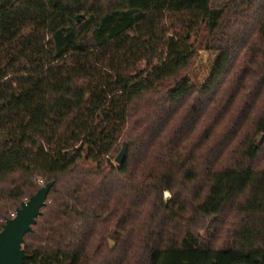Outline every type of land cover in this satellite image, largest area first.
Segmentation results:
<instances>
[{
  "label": "trees",
  "instance_id": "trees-1",
  "mask_svg": "<svg viewBox=\"0 0 264 264\" xmlns=\"http://www.w3.org/2000/svg\"><path fill=\"white\" fill-rule=\"evenodd\" d=\"M38 181L24 264H264V0H0V231Z\"/></svg>",
  "mask_w": 264,
  "mask_h": 264
},
{
  "label": "water",
  "instance_id": "water-1",
  "mask_svg": "<svg viewBox=\"0 0 264 264\" xmlns=\"http://www.w3.org/2000/svg\"><path fill=\"white\" fill-rule=\"evenodd\" d=\"M76 19L78 20L79 16H76ZM126 150L127 146H124L119 152L115 158L116 165L121 164ZM52 187V182L42 186L15 210L13 218L5 221L0 231V264H24L30 258L22 249L24 238L31 232L36 219L40 217L41 209L45 206Z\"/></svg>",
  "mask_w": 264,
  "mask_h": 264
},
{
  "label": "rangeland",
  "instance_id": "rangeland-1",
  "mask_svg": "<svg viewBox=\"0 0 264 264\" xmlns=\"http://www.w3.org/2000/svg\"><path fill=\"white\" fill-rule=\"evenodd\" d=\"M206 30L202 29L198 33H189L186 34L188 39V43L192 45L195 49V54L193 59L190 61L189 66L186 70H183L180 75L187 76L190 82L194 85L201 86L207 79L210 69L214 64L217 54L211 51L205 50V43H206ZM124 141L120 139L117 143V148L114 154L111 157V163L115 164V158L119 154V152L123 149ZM39 188L44 186L43 181H38ZM170 197V195H169ZM164 199L166 198V193L164 194ZM12 213V211L10 212ZM9 213V214H10Z\"/></svg>",
  "mask_w": 264,
  "mask_h": 264
},
{
  "label": "built area",
  "instance_id": "built-area-1",
  "mask_svg": "<svg viewBox=\"0 0 264 264\" xmlns=\"http://www.w3.org/2000/svg\"><path fill=\"white\" fill-rule=\"evenodd\" d=\"M14 215H15V213H10V219L13 218ZM0 222H2V220H0ZM3 223H5V221Z\"/></svg>",
  "mask_w": 264,
  "mask_h": 264
},
{
  "label": "bare ground",
  "instance_id": "bare-ground-1",
  "mask_svg": "<svg viewBox=\"0 0 264 264\" xmlns=\"http://www.w3.org/2000/svg\"><path fill=\"white\" fill-rule=\"evenodd\" d=\"M166 198H169V194L168 193H166Z\"/></svg>",
  "mask_w": 264,
  "mask_h": 264
}]
</instances>
